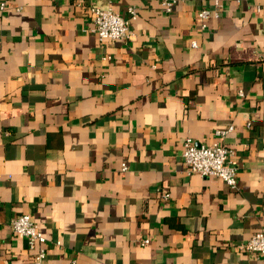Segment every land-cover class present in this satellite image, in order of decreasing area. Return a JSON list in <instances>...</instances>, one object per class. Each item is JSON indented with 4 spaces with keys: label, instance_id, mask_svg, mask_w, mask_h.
Instances as JSON below:
<instances>
[{
    "label": "crops",
    "instance_id": "crops-1",
    "mask_svg": "<svg viewBox=\"0 0 264 264\" xmlns=\"http://www.w3.org/2000/svg\"><path fill=\"white\" fill-rule=\"evenodd\" d=\"M218 1L0 11V264H35L9 225L21 214L45 238L40 264H264L234 248L264 233V0ZM92 7L131 37L99 40ZM186 139L231 148L236 187L186 173Z\"/></svg>",
    "mask_w": 264,
    "mask_h": 264
},
{
    "label": "built area",
    "instance_id": "built-area-1",
    "mask_svg": "<svg viewBox=\"0 0 264 264\" xmlns=\"http://www.w3.org/2000/svg\"><path fill=\"white\" fill-rule=\"evenodd\" d=\"M176 0H161L162 6L166 11H170ZM10 0H0V11L5 10L9 5ZM214 10L220 8V2L213 0ZM16 9H20L19 6ZM258 10V8H257ZM131 16L134 17L136 12L134 8H129ZM89 19L92 23L91 31L99 38L103 39H119L127 40L131 37L129 29V21L118 14L112 8L100 9L92 7L89 10ZM211 11L202 8L195 14V21L200 30L207 27V20ZM195 45V42H192ZM231 127L226 130L216 131L219 137H224ZM234 151L222 144L219 141H214L209 144H195L186 139L183 143L182 159L184 168L188 174H198L202 177H217L223 180L231 188L236 187L237 169L232 160ZM123 170L125 167L123 166ZM10 228L13 233L18 236L27 238V246L30 250H35L32 255V261L35 264L40 262L45 257V238L36 230V226L26 214L16 216L10 222ZM147 240H143L146 243ZM239 252H264V233L255 232L247 240L241 241L234 246Z\"/></svg>",
    "mask_w": 264,
    "mask_h": 264
}]
</instances>
